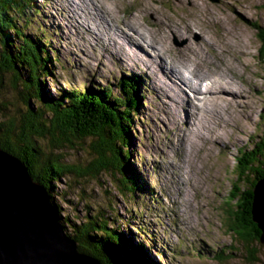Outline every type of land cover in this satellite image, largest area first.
<instances>
[{"label":"rangeland","instance_id":"374dc122","mask_svg":"<svg viewBox=\"0 0 264 264\" xmlns=\"http://www.w3.org/2000/svg\"><path fill=\"white\" fill-rule=\"evenodd\" d=\"M39 2L45 17L42 14L36 16L42 22L39 23L40 32L41 28L48 30L52 36V47L66 64L64 69L55 70L53 66L56 76L48 75L46 78L50 94L55 95L58 92L56 88L61 85L83 89L89 86L103 88L112 83L123 90V86L118 84L122 73L139 74V71L146 70L148 74L143 93L150 112L141 110L146 120L138 126L141 130V145L137 146L140 154L133 145L130 162L142 173L149 190L139 192L141 202H130L119 194L122 191L115 188L114 183L101 187L92 181L82 184V178L66 177V180L63 177L55 184L58 189L55 202L60 205L66 233L73 235L74 229L86 216L104 212V215H113L104 218L109 220V224H114L108 227L116 236L108 231L98 237L101 240L109 237L112 245L124 247L118 238L125 241L124 234L135 229L134 238L148 246L142 252V256L150 260L148 264H264V246H259L258 240L252 239L241 247L227 230L224 203L231 190L238 149L252 150L256 139L264 140V61L260 57L262 43L255 27V22L264 24V0ZM95 12L96 23L92 18ZM124 18L132 23H126ZM146 51L150 57L143 56ZM139 55L143 56L142 60ZM98 56L123 61L121 66L114 67L108 57H99L96 62ZM171 58L176 59L174 67L169 62ZM223 59L232 61L234 66H220ZM169 68H174L188 82L189 75L197 70L205 75L210 73L213 76L204 77L211 82L218 77L222 89L215 88L210 94H197L192 87V90L185 87L190 101L187 111L180 105L178 86L164 77L176 78L177 75ZM9 73L4 74L8 88ZM232 74L251 79V82L239 81L247 93L246 97L244 93L235 92L229 82L220 79L223 76L230 80ZM205 78L201 84L208 83ZM42 79L44 81V77ZM94 79L101 85L95 84ZM184 85L188 84L182 87ZM0 90L13 104L12 107L6 103L8 107L16 110V107L23 106L24 101L15 90L9 88L10 94L6 88ZM3 102H6L5 96L0 97V104ZM212 111L221 114H216L217 123L210 115ZM189 121L194 123L192 131L189 130ZM58 133L56 131L55 136H59ZM190 133L191 138L188 136ZM188 155L191 158L189 162ZM105 186H113L111 193L104 191ZM154 192L163 198L164 209L161 210V205L157 206L154 201H146L150 196L154 197ZM118 213L122 218L114 221ZM173 217L179 220V230L175 229ZM144 219H147L145 224ZM141 224L140 229L138 226ZM94 236L88 235V240ZM98 237L95 239H100ZM223 244L230 245L233 251L223 254L225 260L211 255L198 259L201 262L194 261L193 253L197 250L207 255L211 249ZM180 245L178 252L177 246ZM174 252L178 254L172 259Z\"/></svg>","mask_w":264,"mask_h":264},{"label":"trees","instance_id":"16d2710c","mask_svg":"<svg viewBox=\"0 0 264 264\" xmlns=\"http://www.w3.org/2000/svg\"><path fill=\"white\" fill-rule=\"evenodd\" d=\"M42 12L39 0H0V88H6L9 94V88L15 90L24 101L23 106L14 110L6 105L9 103L13 107L10 98L7 101V94L0 93V97L6 99L0 104V147L21 158L34 178L45 184L60 217L55 184L63 177L66 180L82 178V184L92 181L101 187L114 183L113 186L122 191H118L122 197L130 202H141L139 192L145 193L149 187L130 160L131 147L141 145L138 126L146 120L141 112L145 102L143 80L136 74H126L118 79L123 90L112 83L103 88L83 89L61 85L56 88L55 95L50 94L48 75L56 76L52 67L62 69L66 64L52 47L48 30L41 28L40 32L37 27L42 22L36 16ZM255 27L262 43L260 57L264 61V24L255 22ZM6 72L12 73L8 77L9 88L7 80L4 81ZM56 131L59 136H55ZM254 142L252 150L238 149L231 190L224 202L226 228L241 247L252 239L264 246L263 231L254 220L252 210L255 188L264 178V140ZM138 147L135 150L140 154ZM113 186H105L104 191L111 193ZM81 191L85 193V189ZM111 216L102 212L81 219L82 223L71 234L78 242V249L103 259L106 264H148L150 260L142 256L144 244L134 238L135 229L124 234L125 241L118 238L124 247L112 245L109 237L105 240L98 237L108 231L116 236L108 227L113 223L109 224L104 218ZM121 218L118 213L114 221ZM93 234L96 236L88 240L87 236ZM227 252H233L231 246L223 244L211 249L210 254L197 255L202 258L213 255L223 260Z\"/></svg>","mask_w":264,"mask_h":264},{"label":"water","instance_id":"95a60500","mask_svg":"<svg viewBox=\"0 0 264 264\" xmlns=\"http://www.w3.org/2000/svg\"><path fill=\"white\" fill-rule=\"evenodd\" d=\"M255 193L252 210L264 241V178ZM103 262L79 251L45 184L34 178L21 158L0 147V264Z\"/></svg>","mask_w":264,"mask_h":264},{"label":"bare ground","instance_id":"6f19581e","mask_svg":"<svg viewBox=\"0 0 264 264\" xmlns=\"http://www.w3.org/2000/svg\"><path fill=\"white\" fill-rule=\"evenodd\" d=\"M83 6H86V4H84L83 3ZM92 14V13H91ZM97 13L95 12L94 14H92V18H93V20H94V23H96V21H95V15H96ZM99 15V14H98ZM88 16V15H87ZM86 17V16H85ZM130 17H132V16H130ZM129 17V18H130ZM124 19H126V18H124ZM123 19V21H125L126 23H132V21H130L129 19H126V20H124ZM99 25H102V23H98ZM154 42V41H153ZM154 43H156V42H154ZM167 48V47H166ZM149 50V49H148ZM160 50V49H159ZM153 51V50H152ZM168 51V50H167ZM142 52H143V50H142ZM147 52L148 51H146V52H144V54H143V56L144 57H150V56H148L147 55ZM153 53L155 54L156 52L155 51H153ZM156 55V54H155ZM143 56L142 55H139V59H141L142 60V58H143ZM220 56V55H219ZM160 58H162V57H160ZM223 58V57H222ZM222 61V60H221ZM223 61H224V63L223 62H220V66H222V65H224V66H226V67H233L234 65H233V63H232V61H231V63L227 60L226 61V59H223ZM169 62H170V64L174 67L175 65H176V59L175 58H171L170 60H169ZM161 67V69H164V67L163 66H160ZM215 68H217V67H215ZM169 70H171L174 74H176L177 76H176V78L175 79H172V78H170L168 75H165L164 77L170 82V83H175L177 86H178V91H177V94L179 95V99H180V105H181V107L183 108V109H185V108H187V103H189L190 101H189V99H188V94L186 93V91H185V87H187L188 89H191L190 87H192L193 88V91L195 92V93H197V94H200V93H206V94H210V93H212V92H214L215 90V88H220V89H222V85L220 84V82H219V80L217 79V78H215V79H213L212 80V82L209 80V79H207V78H205L204 76H213V75H211L210 73H206V74H209V75H205V74H203V73H201L200 71H195V73L193 74V75H189V81L190 82H188V80H186L183 76H182V74H180L178 71H176L174 68H169ZM181 71V70H180ZM159 72V71H158ZM162 72V71H161ZM223 74H225L224 72H222ZM148 75V74H147ZM187 75V74H186ZM232 78L229 80V79H225L223 76L220 78V79H222L223 81H225V82H229L230 83V85H231V87L233 88V90L235 91V92H238L239 94L240 93H244V95H245V97L247 96V93L245 92V90H244V87H243V84L242 83H240L236 78H241L244 82H251V79L250 78H248V77H240V76H238V75H233L232 74V76H231ZM206 79L207 81H208V83L206 84V83H204V84H201L200 83V81H202V79ZM192 79H193V81H192ZM205 81V80H204ZM189 83H190V85H189ZM143 84H144V82H143ZM183 84H188V85H184V87H182V85ZM146 89V88H145ZM192 90V89H191ZM240 90H242V92L240 91ZM169 94H170V96H171V93L169 92ZM173 94V93H172ZM212 101L213 100H211V102H210V105H209V107L211 106V103H212ZM192 103V102H191ZM187 111H188V108H187ZM216 114L217 115H221V114H219V113H217V112H214V111H212L211 113H210V115L211 116H213V121L214 120H216V123H217V116H216ZM215 116V117H214ZM198 118V117H197ZM197 121H198V119H197ZM189 124H190V131H192V129H193V124L194 123H192V121H189ZM187 135V134H186ZM188 136H189V138H191V133L190 134H188ZM214 141V140H213ZM194 148V147H193ZM187 159H188V162H189V160H191V158L189 157V155H188V157H187Z\"/></svg>","mask_w":264,"mask_h":264}]
</instances>
